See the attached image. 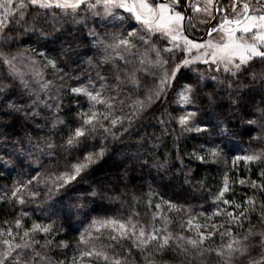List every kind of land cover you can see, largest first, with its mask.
I'll return each mask as SVG.
<instances>
[{
    "label": "snow or ice",
    "instance_id": "1",
    "mask_svg": "<svg viewBox=\"0 0 264 264\" xmlns=\"http://www.w3.org/2000/svg\"><path fill=\"white\" fill-rule=\"evenodd\" d=\"M201 23L206 38L196 35ZM21 37L37 47L2 50ZM201 105L211 119H201ZM149 113L160 136L141 159L149 140L133 130ZM173 121L205 137L184 153L187 164L178 156L183 185L205 194L207 179L193 182V170L184 171L194 161L227 164L231 156L232 170L243 162L248 175L225 172L199 206L161 197L151 223L135 207L109 215L104 200L123 206L137 197L109 195L105 179L112 190L136 189L137 171L153 183V169L161 179L171 171L167 155L149 153ZM13 135L25 160L0 194L16 213L0 225V264H129L133 250L143 264H264V0H0V140ZM132 135L140 136L135 154L124 143ZM237 135L256 147L237 154ZM10 156L0 152V166ZM118 157L113 177L94 176ZM148 189L146 213L156 196ZM68 230L72 244L59 238Z\"/></svg>",
    "mask_w": 264,
    "mask_h": 264
},
{
    "label": "trees",
    "instance_id": "2",
    "mask_svg": "<svg viewBox=\"0 0 264 264\" xmlns=\"http://www.w3.org/2000/svg\"><path fill=\"white\" fill-rule=\"evenodd\" d=\"M23 43L21 44H13L10 48H4L2 50L4 51H13L17 50V48H28L31 47H37V44L35 42V38H33L31 41L28 40L27 37H21L20 38ZM15 99V97H13ZM27 97H24V100L26 101ZM65 107H69L67 100H65ZM86 106V105H85ZM167 107V106H166ZM203 114L201 115V119H211L210 113L211 109H208L206 112L204 111L205 106L201 105ZM173 109H176V111H173ZM168 111L172 112L173 115H177L179 112V108L177 106L171 105L168 107ZM157 116H159V112L156 113ZM165 119L167 117L165 116ZM15 127V125H13ZM172 129H175L173 132ZM134 132L138 131L140 133V136H145L149 143L145 148H141V159H147L148 157L143 155L145 150L147 148H151V145L156 144L157 141L152 139V136H160V127L156 124V120L149 118L143 120L141 123H138L136 125V128L133 130ZM169 132L170 134L166 137H161L158 148H152L149 155L158 157L159 159H163L164 155H167L169 165H171V171L168 172L166 175L163 176V179H161L160 175H158L153 169L152 176L155 177V182L153 183L152 177H148L147 173H145V179L140 180L139 176L140 173L137 171L134 176L137 178L134 180V183L137 184V188L133 189L131 185H129L128 189L123 188L122 185H117L115 190H112V182L110 179H105V184L107 185L109 189V195L115 196L118 193H128V194H135L137 197V201L133 202L131 200L126 201L123 203V206H121V203L116 202H110L108 200H104V205H113L110 207L109 215L117 212H123L125 215L129 210H131L133 207H135V210L139 211L141 214V217L143 220L147 223H151V215L152 212L155 211L154 205L155 203L161 202V197L164 200L172 199L174 202H179L181 204L188 203L193 206H199L201 204L205 203V200H208L210 203V196L211 193L207 192V189L211 188L212 190H215L217 187V181L220 180L225 172H228L229 175L235 179V177L239 174L242 176L248 175L247 172H245V169L243 167V162H239L238 168L239 173H237L235 170H232V158L231 156L227 157V164L222 159L220 163L218 164H211V165H201L198 161H194L192 164L187 165V167L184 169L185 172H187L188 168H191L194 172V176H192L193 182L198 181L202 178L207 179V183L205 185V194L202 195L201 191L194 190L192 188L191 184L183 185V181L185 179V175L182 174L179 170L181 168V160L178 159V156H183L184 163L187 164V156H184L185 152H191L193 150V147L198 144H203L205 137L200 136L197 133H183L180 129V127L173 121L169 125ZM259 130L256 133H252L253 136L258 135ZM59 135V134H58ZM140 136L132 135V137L125 138L124 143L126 145H132V147H127L126 151L129 154H135L137 151V148L140 145ZM215 137H213L214 139ZM231 139L230 146L234 147L236 150L241 147H247V148H255V144H251L249 142L248 135H237L234 138ZM17 137L15 135L12 136L11 140H8L5 142L4 140H0V152H9L11 153V156L9 157L12 160L11 164H7L4 166H0V194L4 192V190L12 185L13 180H16L18 178V175L21 172V168L18 164H16V160H21L22 162L25 160L24 156L20 155L21 151V145L16 142ZM207 147V145H205ZM119 161V157L117 160H109L107 163L103 164L96 170L94 173L95 177H113L115 173H117L120 169L117 167ZM3 162H0L2 164ZM63 165V161L61 162V166ZM254 172L252 174V178L255 179V165H253ZM25 173L27 174V170L25 169ZM34 174V173H32ZM24 177H20V179H23ZM143 183L144 187L140 188L139 184ZM148 184H151L152 189L155 190L156 196L152 199L153 207L148 208L146 213V205L148 204L149 196H148ZM183 185V187H181ZM80 187H83L81 185ZM237 191V198L239 196L244 194V189L242 186L237 185L236 186ZM250 194V193H249ZM143 196V199L141 200L140 197ZM195 197V199L193 198ZM31 208H34L35 205H31ZM199 211V207L196 209ZM165 214H167V209H164ZM16 213L15 211L7 204V203H0V225L3 224L5 220H11L15 217ZM41 213L39 211H36L35 214L32 216L31 219H35L37 217H40ZM171 217L173 220V224L170 225V228L172 231H178L179 230V219L180 217L177 216L174 212L171 213ZM31 219H28V223H31ZM255 223V219L253 220ZM75 227H79V225H76ZM60 239L69 241L70 244L75 240L76 234L74 231L68 230L67 235H64L63 233L59 236ZM219 242V241H217ZM72 248L70 247L67 250L68 257L72 256ZM64 257L62 255H56L53 257L54 260H60ZM170 257L166 256L165 260H169ZM129 264H143L142 259L140 258L139 253L136 250H133V256L129 261Z\"/></svg>",
    "mask_w": 264,
    "mask_h": 264
},
{
    "label": "flooded vegetation",
    "instance_id": "3",
    "mask_svg": "<svg viewBox=\"0 0 264 264\" xmlns=\"http://www.w3.org/2000/svg\"><path fill=\"white\" fill-rule=\"evenodd\" d=\"M222 3L224 5H227L229 3V0H222ZM218 21H219V17H217L216 22H218ZM194 23H195V21H194ZM197 28H198V31L196 33L197 37L198 38H206V37H204V32H203V29L205 28V25L203 23L198 24ZM214 38L219 39V36L214 34Z\"/></svg>",
    "mask_w": 264,
    "mask_h": 264
},
{
    "label": "rangeland",
    "instance_id": "4",
    "mask_svg": "<svg viewBox=\"0 0 264 264\" xmlns=\"http://www.w3.org/2000/svg\"><path fill=\"white\" fill-rule=\"evenodd\" d=\"M10 52H12L13 54L16 52V50H13V51H10ZM174 98V97H173ZM167 106V105H166ZM174 106H177V105H174ZM178 107V106H177ZM178 114H179V112H178ZM177 114V115H178ZM149 118H151V113H149V116L146 118V119H149ZM244 149H249V148H247V147H241V148H238L237 149V154H243L240 150H244Z\"/></svg>",
    "mask_w": 264,
    "mask_h": 264
}]
</instances>
